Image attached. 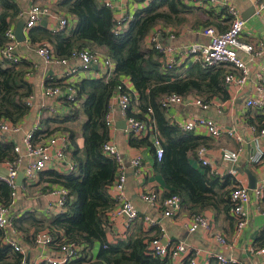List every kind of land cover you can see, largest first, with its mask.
<instances>
[{"label": "trees", "instance_id": "obj_1", "mask_svg": "<svg viewBox=\"0 0 264 264\" xmlns=\"http://www.w3.org/2000/svg\"><path fill=\"white\" fill-rule=\"evenodd\" d=\"M200 7L187 5L183 0H149L146 6L137 8L122 31L115 34L117 21L108 7L96 0H60L56 10L66 13L72 19L71 24L55 32L34 27L28 30L31 42L46 41L56 59H69L75 50L87 48L108 57L113 69L109 77L86 76L72 83L74 100L61 98L62 106L68 108L67 113L42 116L39 128L34 131V144L56 131L68 137V155L73 169L68 172L43 170L35 183L42 194L54 187L66 190L67 198L61 212L45 216L36 211H17L18 198L11 205V189L0 180V204L10 207L18 241L25 250L34 247L36 235L46 230L52 236L49 247L55 251L71 244L81 246L64 264H171L169 256L161 258L151 253L149 243L159 228L152 225L146 229L143 219H136L115 242L106 239L111 225L109 213L116 207L108 188L117 176L118 163L103 149L110 140L105 115L110 109V99L118 92H126L131 97L127 116L154 125L163 148L160 160L155 156L154 142L149 135L142 138L130 135L129 144L151 147L156 159L155 172L170 187L162 197L178 194L182 207L191 216L211 209L217 215L230 217L235 228L230 193L236 181L231 175L219 176L211 172L207 166L192 165L191 161L197 159V150L209 146V137L183 131L169 120L166 109L161 106V100L171 93L199 96L204 101L225 100L228 98L224 84L227 69L221 64L205 66L200 61L167 64L160 51L146 45L147 36L158 26L176 30L186 25L192 28L212 26L213 22L208 19L201 23ZM19 12L13 0H0V48L6 44V31L13 26ZM213 25L217 32L228 27L220 22ZM166 35L160 31L161 37ZM29 69V62L22 58L14 63L0 57V121L8 119L20 123L28 115L30 106L26 102L34 90L27 79ZM124 78L131 82L132 89L122 85ZM64 80H52L46 85L66 87ZM259 117L257 124L249 122L256 129L264 126V114ZM76 121L80 122L79 129L74 125ZM78 137L82 139L80 144ZM16 157L13 143L0 140V163ZM3 240L4 231L0 229V264H26L24 255ZM96 243L100 247L93 257ZM263 245L264 232L253 246ZM193 255V251L188 253L180 264H190ZM211 262L218 264L216 259Z\"/></svg>", "mask_w": 264, "mask_h": 264}, {"label": "built area", "instance_id": "obj_2", "mask_svg": "<svg viewBox=\"0 0 264 264\" xmlns=\"http://www.w3.org/2000/svg\"><path fill=\"white\" fill-rule=\"evenodd\" d=\"M13 1L16 2V0ZM96 1L111 9L113 13L116 10V5L112 0ZM183 2L187 5L193 6H217L219 9L221 8L229 18L228 27L222 32H217L214 27H205L201 29L203 34L210 37L209 42L206 44L192 43L186 47L183 51V55L188 56L193 60L200 61L205 66H216L221 64L227 67L230 65L231 69H227L224 76L226 89H231L233 86L242 87L250 76V69L247 63L239 57L238 52L241 51L245 54L256 56L261 54V51L254 47V45L241 39L245 19L241 17L236 6L226 0H183ZM263 8L264 0H258L255 11L259 13ZM18 16L23 18L24 30L26 31L37 25L41 19L45 18H55L54 23L52 22L53 25L49 26V29L53 32L64 29L69 24V18L65 13L54 11L49 5L31 4L25 12H19ZM130 17L131 15L128 13H123L120 17L116 18L117 23L114 28L115 34L122 31L127 24V19ZM170 36L172 37V35ZM6 37V44L0 48V57L16 63L20 61L21 57L15 53L17 42L13 26L7 29ZM146 45L154 47L156 50L160 51L165 63H180V61L176 59L177 53L175 49L162 43L160 30L158 28L153 30L147 36ZM258 46H261V44ZM36 52L45 63L55 62L65 67L62 78H64V82L67 83L66 87L58 85L47 86L46 84L43 86V94L47 97H53L58 104L62 103V97L74 100V88L71 85L79 79L71 80V78L77 76L81 71H96L95 74L97 77H100L98 71H103V74H105L106 77H109L112 74V61L108 57L98 52H92L87 48L75 50L69 59H56L52 53L51 46L47 42L38 44ZM75 59L78 60V63L74 62ZM233 68L237 71L236 74L232 72ZM122 85L127 87L124 81H122ZM120 88L121 87H119V89ZM253 92L252 95L245 99V107L263 110L264 67L257 68L254 72ZM113 97L116 98L119 110L124 116L125 131H127V134L136 137H144L152 134L155 146V156L157 160H160L163 155V148L156 136L154 125L127 116L131 100L128 93L118 92ZM31 100L32 96L28 97L26 102L30 107L32 105ZM177 104L194 105L206 110L211 106L212 102L210 100L204 101L199 96L183 97L177 93H171L161 100V106L166 110L170 106ZM44 108L48 112H55V106L53 105H46ZM64 108L68 110L67 107ZM105 123L109 129L114 127L111 109H109L105 115ZM39 125L40 122L37 121L29 131L22 134L20 143H17L15 141V136L21 132V124L12 123L8 119H2L0 121V140L12 142L14 152L17 154L16 159L3 162V169L0 171V180L11 189V205L15 204L20 192L24 193L25 187L31 186L38 181L39 173L41 171L53 169L59 172H68L73 169V163L68 159L69 141L67 135L56 131L52 135H49L44 141L34 144L32 138L34 131L39 128ZM179 126L183 131H204V133L212 139H216L223 132H226L230 137L235 138L236 141H241V137L233 130H223L213 119L204 116H190ZM249 129L254 134V149L249 154L248 160L254 166H262V164H264V143H262V139L264 138V126L256 129L255 126L250 124ZM103 149L107 155L115 158L118 163L117 176L112 185L108 188V192L116 202L114 214L120 216L125 215V227L128 228L139 218V213L135 205L127 198L125 193L126 174L124 171L123 158L117 147H115L110 140L104 144ZM240 156L241 148H222L220 151V158L226 163L235 164ZM26 158L28 162L22 168V161ZM197 160L202 166L209 167L210 171L215 173V164L208 157L207 148L201 147L197 150ZM130 166L133 171L138 174L142 168L141 158L139 156L132 158ZM20 171L23 172L24 180L21 185H18L17 178ZM53 191L57 195V199L45 206V212L50 215L61 212L64 207L65 199L67 198V192L65 189L54 187ZM251 193L254 195L257 203L262 202L264 196V183L257 185L254 189H249L242 184H235L232 187L230 199L233 204L231 215L235 219V235L239 234L247 223L245 205L249 202ZM141 199L153 208H160L163 215L166 217H174L182 209L181 197L178 194H171L167 197L160 198L156 191L148 190L141 194ZM262 211L264 212V208ZM111 212H113V210ZM144 221L148 228L157 224L156 221L149 217H144ZM0 229L4 231L3 241L6 244H9L15 251L22 253L24 258H26L27 250H25L18 241V231L12 221L11 209L2 204H0ZM188 229L190 232H194L197 229H204L205 231L212 232V219L205 213L193 215L189 220ZM164 234L165 230L160 226L159 232L149 243L151 253L161 258L167 255L171 259V264H180L182 259L189 252L187 245L184 242H178L171 246L167 244L168 242ZM213 237L219 245L228 244L226 237L222 235L221 232H214ZM51 242L52 236L48 231L44 230L36 235L34 246L46 248L49 247ZM80 248L81 246L75 244L64 246L61 251H56L54 255L48 256L42 261L52 264H64L73 258ZM251 252L262 256V260L257 264H264V245L259 248H251ZM198 254V251L194 252L190 264H199V259L197 257ZM215 258L218 264H239L237 259L232 257L227 258L221 254H217Z\"/></svg>", "mask_w": 264, "mask_h": 264}, {"label": "crops", "instance_id": "obj_3", "mask_svg": "<svg viewBox=\"0 0 264 264\" xmlns=\"http://www.w3.org/2000/svg\"><path fill=\"white\" fill-rule=\"evenodd\" d=\"M60 0H16L20 12H25L31 4L49 5L54 11ZM116 5V10L113 15L115 18L120 17L123 13L133 15L135 10L147 5L149 0H112ZM233 4L238 9L241 17H248L245 19V23L242 29L241 39L247 43L254 45L257 49H260L261 54L252 56L245 54L241 51L238 52L239 57L244 60L249 69L250 76L246 83L242 87L233 86L231 89L227 88L228 98L221 100L218 98H212L211 106L203 110L198 106L177 104L170 106L167 110V116L170 121L180 125L185 119L190 116H204L213 119L223 130H233L237 135L241 137V141H236L235 138L230 137L226 132L222 133L218 138L212 139L209 137L207 146V155L215 164V173L219 176L231 175L237 184H242L248 187V178L243 171L245 168L251 170V172L257 177V185L264 183V164L262 166H254L249 162L248 156L253 151V132L249 129V125L252 123L257 124L260 120L259 115L264 114V110H256L253 108L245 107V99L252 95L254 92V72L261 67H264V8L259 13L256 11L251 14L250 10L253 7L256 10L258 0H226ZM193 6V5H191ZM199 19L201 23L207 21L212 23L220 22L226 27L229 24V18L222 9L217 6L200 7ZM211 11V12H210ZM210 12V13H209ZM64 13V12H63ZM66 14V13H65ZM67 15V14H66ZM68 17V15H67ZM69 18V24L72 19ZM23 19L17 17V20L13 24V28L18 20ZM55 18L41 19L37 25V28H44L47 30L49 26L53 25ZM53 22V23H52ZM52 23V24H51ZM160 31L167 34L164 38L161 37L163 44L173 47L176 51V59L180 63H193L196 60L191 59L188 56L183 55V51L192 43L206 44L209 42L210 37L203 34L201 29L192 28L189 25L182 26L178 30L173 27H157ZM24 30V28H23ZM28 31L24 30L25 40L17 42L15 47V53L22 59L29 62L30 69L27 74V79L33 85L32 105L28 115H26L20 122L22 130L15 136V141L20 143L21 136L25 132L29 131L31 127L37 122L41 121L42 116L51 113H59L60 115L66 114L67 110L53 97H47L43 94V86L48 82L52 83V80L62 79L63 71L65 67L58 63H45L36 52V47L39 42H31L28 37ZM172 35V37L170 36ZM171 37V38H170ZM43 42V41H40ZM46 42V41H44ZM261 44V46H258ZM78 63V60H74ZM226 67V66H225ZM226 69H231L230 65ZM96 72V71H95ZM93 71H81L77 76H73V79H81L86 76L95 77L96 74ZM236 74V70H232ZM103 71H98V75L105 76ZM97 77V76H96ZM123 81L127 85L128 89H132V84L128 78H124ZM46 105L55 106V112H48L45 110ZM110 109L112 111V118L114 127L109 129V136L111 143L117 147L123 158L124 171L126 174L125 193L127 198L135 205L139 213V219L144 217L152 218L156 221L155 224L158 228L161 226L165 230V238L167 244L175 245L178 242H184L188 247V253L198 251L199 264H212L211 260L216 259L217 254H221L227 258L232 257L239 261V264H257L262 260L261 255H256L251 252V248H254L253 244L262 232H264V196L262 202L257 203L254 195L251 193L249 202L245 205L247 213V223L242 231L235 235V228L232 219L230 217L220 214L217 215L213 210L207 209L205 214L209 215L212 219L213 229L212 232L205 231L204 229H197L194 232H190L188 229V223L191 215L182 207L177 215L174 217H166L163 215L160 208H153L149 204L145 203L141 199V194L148 190H154L158 193L160 198L162 195L170 191V187L165 183L162 176L155 172L154 164L156 159L154 153L151 151L149 145L143 146H131L129 144L130 135L125 131V120L121 114L118 102L115 97L110 99ZM220 110V111H219ZM84 119V115L82 116ZM74 125L79 129L80 122H75ZM195 134L208 137L204 131H195ZM147 136V135H146ZM150 140H153L152 134H149ZM136 137V136H135ZM142 138V137H137ZM81 137L77 138L79 144L81 143ZM264 143V138L262 139ZM222 148L237 149L241 148V156L235 164L226 163L220 158V151ZM139 156L141 158L142 168L138 174L133 171L130 166L132 158ZM68 159L71 160L68 156ZM27 158L22 161V168L27 164ZM192 165H200L197 159L191 161ZM3 169V164L0 163V171ZM242 171H239V170ZM256 185V186H257ZM54 188L49 192L42 194L40 192V186L33 184L29 186L25 192H20L16 201L17 211H36L37 213L45 216H51L53 214H47L45 206L57 199V195L54 193ZM113 212L109 213L110 227L106 232V239L108 242H115L118 237L125 235V215H117ZM144 227L148 229L146 222L143 223ZM214 232H221L228 241L227 245H219L214 237ZM154 233L153 231L149 232ZM100 247L99 243H96L92 249L93 257L98 252ZM30 253V263L41 262L44 258L52 256L56 253L54 249L50 247H31L27 250ZM26 253V255H27Z\"/></svg>", "mask_w": 264, "mask_h": 264}, {"label": "water", "instance_id": "obj_4", "mask_svg": "<svg viewBox=\"0 0 264 264\" xmlns=\"http://www.w3.org/2000/svg\"><path fill=\"white\" fill-rule=\"evenodd\" d=\"M250 12L251 14H253L255 12V9L252 7ZM247 18H248L247 16L246 17L243 16V19H247ZM23 28H24V20L20 19L16 22L15 27H14L15 38H16V41L18 42H22L25 40V34H24ZM239 171H242V170L240 169ZM243 171L246 173L247 178H248V188L254 189L257 185V180H258L256 175H254L251 172V170H249L248 168H245ZM23 180H24L23 172L20 171L18 174V178H17V184L21 185ZM29 258H30V253L28 252L25 258L26 264L30 263Z\"/></svg>", "mask_w": 264, "mask_h": 264}]
</instances>
